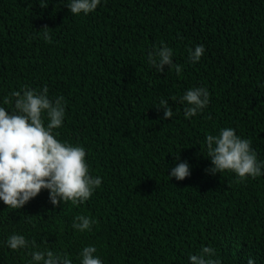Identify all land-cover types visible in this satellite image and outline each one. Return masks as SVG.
I'll use <instances>...</instances> for the list:
<instances>
[{
	"label": "trees",
	"instance_id": "trees-1",
	"mask_svg": "<svg viewBox=\"0 0 264 264\" xmlns=\"http://www.w3.org/2000/svg\"><path fill=\"white\" fill-rule=\"evenodd\" d=\"M69 3L0 0V107L14 112L10 94L25 87L62 96L53 134L83 147L102 183L77 206H53L47 190L21 209L0 201V264H30L44 249L81 264L87 246L102 264H190L202 246L221 264H264V175H213L206 147L208 135L232 128L264 163V0H101L87 15ZM162 45L179 76L149 64ZM198 45L205 52L193 63ZM192 88H206L209 104L186 119L180 100ZM183 162L191 175L170 179ZM78 215L95 221L90 230L73 229ZM14 233L37 249L11 250Z\"/></svg>",
	"mask_w": 264,
	"mask_h": 264
},
{
	"label": "clouds",
	"instance_id": "clouds-1",
	"mask_svg": "<svg viewBox=\"0 0 264 264\" xmlns=\"http://www.w3.org/2000/svg\"><path fill=\"white\" fill-rule=\"evenodd\" d=\"M101 0H70L68 9L73 15L81 13L87 15L96 10ZM49 28L43 27V36L51 41ZM205 52L203 45L195 50H189V60L199 62ZM173 50L162 45L148 56V62L158 72L162 73L165 66L175 69L179 76L182 66L173 63ZM209 92L206 88H192L181 97L180 102L186 103L185 118L196 116L209 104ZM10 97L15 98L14 109L11 114L0 107V201L12 209H21L42 190L49 192V200L53 206L61 202H71L77 206L87 201L102 179L89 174L86 163V152L83 147L62 143L54 136L53 130L62 126L65 116L63 107L64 98L58 97L55 101L48 97V89L35 91L27 87L14 91ZM5 97L3 103L12 102ZM175 99V98H173ZM163 110L164 119L173 116L172 107L168 100L161 98L158 110ZM47 119V126H45ZM207 155L212 168L207 170L213 175L224 172L234 173L240 181L248 177L253 179L264 175V163L257 161L256 152L251 148V141L236 135L232 128H225L218 136L206 137ZM179 160V156H177ZM191 175L187 162L178 163L171 169L170 179L183 181ZM95 221L89 217L78 215L72 227L78 232L91 229ZM37 249L34 241L29 242L23 235L12 234L7 239V246L13 250ZM94 246L84 247L81 264H102L95 256ZM30 264H72L67 254L54 253L49 249L33 250L30 253ZM212 247H201L198 254L190 255V264H221ZM248 264H255L252 259Z\"/></svg>",
	"mask_w": 264,
	"mask_h": 264
}]
</instances>
